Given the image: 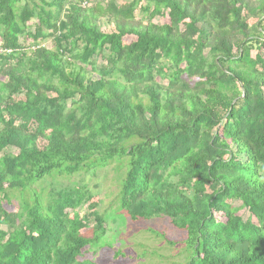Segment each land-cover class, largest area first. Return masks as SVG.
<instances>
[{
    "label": "trees",
    "instance_id": "obj_1",
    "mask_svg": "<svg viewBox=\"0 0 264 264\" xmlns=\"http://www.w3.org/2000/svg\"><path fill=\"white\" fill-rule=\"evenodd\" d=\"M94 1L0 0V264H264V0Z\"/></svg>",
    "mask_w": 264,
    "mask_h": 264
},
{
    "label": "rangeland",
    "instance_id": "obj_2",
    "mask_svg": "<svg viewBox=\"0 0 264 264\" xmlns=\"http://www.w3.org/2000/svg\"><path fill=\"white\" fill-rule=\"evenodd\" d=\"M94 2H103L106 3V0H95ZM117 4H119V6L121 5V0L117 1ZM139 18V17H137ZM154 24L156 25H163V24H168L169 20H168V15L167 14H163L162 17H157L155 19H153L152 21ZM251 23V21H250ZM32 29V26H30ZM102 30L107 31L106 28H102ZM123 42L126 45H130L131 43L134 42V38L133 37H125L123 38ZM31 42L28 41V47H31ZM41 46H43L44 48L47 49H51L52 48V42L50 39H47L45 41H42ZM30 45V46H29ZM30 50V49H29ZM256 52L252 51V55H254ZM7 152L9 154H15L16 150H14L13 148H9L7 150ZM115 164L109 166L108 168L102 169V170H98L97 173L95 174L94 177H85L84 178V183L87 184L88 188L91 190L92 194L96 197H94L95 199H98V201H100V205L98 207L97 212L100 213H107L109 214L110 210V205L111 202L113 200V196L116 193V188L118 186V182H117V176L118 174L116 173V168H115ZM121 175H123L124 171L120 170L119 172ZM75 182V178H73L71 180V183ZM63 186L65 185H69L70 183L68 182H63L62 183ZM94 202V200H92ZM16 201L12 200L10 206H5L4 208L6 210L12 211L15 207H16ZM239 204L236 203L233 206H238ZM112 208V207H111ZM239 215L243 216V219H245L247 217V214L244 212H240ZM81 213H78V219L80 218ZM106 227L108 229V234L106 235L108 238L109 236H111L112 234L115 233L116 230V224H112L110 221L106 222ZM168 227L167 222L165 220H161V219H157V220H151L145 223H141L140 225H134L132 226L131 224H127L126 227L124 228H120L119 231H121V235H120V239L122 241V243L125 245V249H123L124 247H120V250H124L123 253L130 258L125 259V261L123 262H117L113 260V255L111 254L110 251H108V249L104 250V251H96L94 256H90L88 255L87 257L93 260H96L98 262H101V264H147L148 261H145L144 263H138L135 261V252L134 249H132V244L134 242L139 241L138 238L140 237L141 232H149V231H159V232H164ZM3 228V227H1ZM164 230V231H163ZM166 234V233H165ZM87 235V234H86ZM175 236V233H173V237ZM135 237V238H133ZM173 237H169L168 240L171 241L173 240ZM127 245V246H126ZM152 245V249L153 250H157L159 255H164L166 257H168V263H172V262H178V257L176 256V254H178V249L177 248H173V247H168L166 246V244L163 242V246H156L155 243L151 244ZM171 258V259H169Z\"/></svg>",
    "mask_w": 264,
    "mask_h": 264
},
{
    "label": "built area",
    "instance_id": "obj_3",
    "mask_svg": "<svg viewBox=\"0 0 264 264\" xmlns=\"http://www.w3.org/2000/svg\"><path fill=\"white\" fill-rule=\"evenodd\" d=\"M5 53H7V52L0 47V55L5 54Z\"/></svg>",
    "mask_w": 264,
    "mask_h": 264
}]
</instances>
